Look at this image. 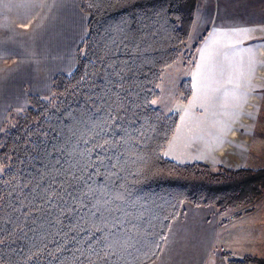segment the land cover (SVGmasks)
Instances as JSON below:
<instances>
[{"label": "trees", "instance_id": "trees-1", "mask_svg": "<svg viewBox=\"0 0 264 264\" xmlns=\"http://www.w3.org/2000/svg\"><path fill=\"white\" fill-rule=\"evenodd\" d=\"M79 7L88 22L76 67L54 78L52 98L31 96L0 134V264H150L185 204L224 214L264 192V169L213 170L165 155L180 113L153 102L189 38L197 0ZM180 90L188 102L192 81Z\"/></svg>", "mask_w": 264, "mask_h": 264}, {"label": "crops", "instance_id": "crops-1", "mask_svg": "<svg viewBox=\"0 0 264 264\" xmlns=\"http://www.w3.org/2000/svg\"><path fill=\"white\" fill-rule=\"evenodd\" d=\"M70 8L73 12L78 10L80 17L71 25H67L65 19L71 18ZM77 20L81 23V27L77 29V36L69 41L68 30L74 27ZM87 22L88 16L80 9L79 0H0V117L2 120L11 109L26 105L31 96L51 93L53 80L58 74L70 73L74 70L76 64H73V68L67 72H52V57L49 56L48 51L54 43L53 35L57 34L55 37L62 38L64 33L68 39L65 44L69 42L70 48L76 45L77 49L86 35ZM75 31L76 28L72 30L71 35L74 36ZM195 35L198 37V42L200 40L202 42L198 50V57L201 59L191 63L192 99L205 94L206 117H209V114L214 117L230 115L232 109L225 107L223 102L236 105V115L240 116L242 110L246 109V101L257 100L255 124L248 128L240 127L239 132L251 131L256 135L257 133L262 135L263 128L260 126L262 114L264 116V0H197L190 38ZM219 51H226L224 58L202 59L213 55L219 57ZM16 65L19 69L15 70L14 74L18 78V84L15 78L7 82V70ZM21 67L29 72L23 81L20 77ZM12 85H17L15 90L11 89ZM182 117L183 115L181 120ZM207 120L206 123L202 121L192 123L186 130L190 133L192 143L212 149L211 158L219 160L218 165L234 169H264L261 163L264 141L260 134L252 149L248 147L242 152L234 149L235 144L227 142L230 140L227 133L231 130L226 131V128H223L226 126L225 121L216 123L217 120H214L211 123ZM213 126L219 131L216 135H213ZM202 138H206L207 141H203ZM224 141L227 142L225 145L233 146L230 151L226 149L219 157L218 150L223 146ZM246 153L252 156L246 158ZM193 161H201L212 166L210 160L206 158L199 157ZM188 206L185 205L183 214L171 224L160 256L150 264H228L227 258L222 256L223 248L218 247L219 240L225 239V236L227 240L225 242L230 244L233 236L242 240L243 244L241 243L237 248L249 251L245 252L247 253L245 255L252 254L264 259V204L259 208L257 206L252 213L235 219L238 223L232 220L227 224L226 226L231 225V229L225 231L223 237L215 232L214 215L211 211L213 207H192L197 211L187 219L184 215ZM198 211L200 213H197ZM252 217L253 220L250 219ZM245 218L254 221L251 222L252 225H247L249 221H245ZM198 223L204 228L202 231L196 230ZM236 224H239V230L233 228ZM171 230H173L172 249L170 242L168 243ZM229 232H232L230 239ZM234 253L235 250L232 254L237 257ZM170 255H174V258L168 263Z\"/></svg>", "mask_w": 264, "mask_h": 264}, {"label": "rangeland", "instance_id": "rangeland-1", "mask_svg": "<svg viewBox=\"0 0 264 264\" xmlns=\"http://www.w3.org/2000/svg\"><path fill=\"white\" fill-rule=\"evenodd\" d=\"M69 15L71 18L69 19H65V24L67 25H71V23H73L74 20H76V18L80 17L79 15V11L78 10H73L70 8L69 11ZM81 27V23L77 20L74 23V27L70 28L68 30L69 33V41L73 38L77 36V29ZM75 31L74 36L71 35L72 34V30ZM58 30L55 28V32H57ZM67 33V31H65ZM191 34V32H190ZM55 35L57 36V34L53 35V45L51 46L50 50L48 51L50 53V57H52V72H59V71H69L71 70V68H73V64H76L77 62V51L78 48L76 49V45H74L73 47L71 46L70 48V44L68 42V44H65L67 42V37H65V33L64 39H62L61 37H55ZM64 40V41H63ZM82 42V41H81ZM80 42V43H81ZM202 41L200 40L198 42V37L197 35L195 36H191L189 35L188 40L183 44L182 49H181V54L179 59L171 66H169L168 68L165 69L164 73H163V77H162V81L159 85V90L161 92V96L159 99H156L153 104L160 107L166 114H170L172 112H179L180 113V121L179 124L177 126V129H179V131H175L171 141L169 142L166 150H165V155L170 158L171 160L178 162V163H193V162H201V161H193L196 158H206L207 160L209 159L211 162L210 166L213 170H218L219 167H222L223 165H218L219 164V160H214V157L211 158L212 155V149H208V147H201V146H197V144L194 142H191L190 139V133L186 132V130L189 128L190 124L192 123H197L198 121H202L206 123V120L212 123L214 122V120H217L216 123H222L223 121H225L224 125H228V122L230 123L227 127L223 126V128H226V131L231 130L227 133V135H229V143L235 144L236 146H234V149H238L240 151H245V149H247L248 147L252 149L253 145L256 143L257 141V137L259 136L260 133H252L251 131H246V132H239L240 127H245L248 128V126L254 125L255 124V117H256V112H255V103L257 104L258 101L257 100H248L246 101V109L242 110V115L237 116L236 115V105H229L225 102L224 105L227 108H231V114L230 115H220V116H213L212 114H209V117H206V108H207V103H206V99H205V94L203 93L199 98H195L192 99L193 97V93L191 98L188 100V102H184L182 100V93L180 90V85L182 83L183 80H187L190 79L192 81V90H193V80L191 79V73H193V68L191 63H193V61H195L196 59H201L199 58V45ZM64 44V45H62ZM80 45V44H79ZM196 47V49H195ZM54 50V52H53ZM218 50V49H217ZM220 55L219 57H217L216 55L213 56H205L202 59H222L224 58V54L226 53V51H219ZM53 53V54H52ZM19 66L16 65L14 68L7 70L6 75H7V82H10L11 79L15 78V82L18 84V78L17 76H15L14 72H16L15 70H18ZM29 72L24 71L23 67H21V80L23 81V79L25 77H27ZM17 85H12L11 89L15 90V87ZM45 88V87H44ZM50 90V89H49ZM53 93H52V88H51V93H48L46 95H40V97H43L45 99H50L52 98ZM30 106V99L26 102V105L21 106V107H16L11 109L7 115L5 116L4 120H2V118L0 117V134L5 130V125L6 123L9 121L10 119V115L12 113L16 114L17 112H21L24 109H26L27 107ZM1 112V110H0ZM245 114V115H244ZM181 115H183L182 120H181ZM241 121L240 123L237 121ZM261 126L263 128V132H262V140L264 141V116L262 114L261 116ZM253 127V126H252ZM248 130V129H247ZM217 132H219L216 129V126H213V135H216ZM256 135V139H255V135ZM203 141H207L206 138H202ZM226 141L223 142V146L221 148H219V157H221V155H223V153L225 152L226 149H228L229 151L232 149L231 146L233 145H225L227 143ZM263 144V143H262ZM252 151V150H251ZM248 153V152H247ZM246 153V158L251 157V154H247ZM212 155V156H211ZM180 161H179V160ZM219 159V158H217ZM261 163L263 164L262 166L264 167V150H263V154H262V158H261ZM226 167V166H224ZM229 168V167H227ZM264 204V192L263 195L260 199H258L257 202H255L252 206H243V207H239L236 209H230L228 210L226 213L221 214L218 212V210L216 209V207L211 208V211H213V221H214V229L215 232L217 231V235L223 237L222 235L224 234V232L229 231L231 229V225L230 226H226L227 224H229L230 222H232V220H235L237 218H239L240 216H236V214L238 213H242L241 216L245 215V214H250L252 213L258 206H262ZM185 205H189V204H185ZM185 207V206H184ZM188 210L185 212V217L187 219H190L192 213H194L195 211H197L195 208H192L191 205L188 206ZM253 207L252 212L249 213H244L248 208ZM197 213H200L199 211ZM251 220H253L254 218H250ZM249 221L248 223H246L247 225L251 224V220H248L245 218V221ZM234 223H238L236 220ZM239 224H236V226H233V228H236L235 230H239L240 227L238 226ZM201 227V228H200ZM204 228L201 226L200 223H198L196 225V230L202 231ZM252 231V229H250ZM232 232L228 233V237L229 239L232 238ZM238 234V233H237ZM252 238V237H251ZM226 240V236L225 239L223 240H219V246L220 249L223 248V251H227V252H234L237 254V258H240L239 256H242L247 254L245 252H249L241 249H238L237 247L241 246L242 240H239L238 237L236 239V237L233 236L232 238V244L225 242ZM170 242V249H172L173 247V230H171V234L170 237L168 239V243ZM253 241L251 240L250 243H252ZM243 244V243H242ZM251 245V244H250ZM249 245V246H250ZM252 246V245H251ZM219 249V248H218ZM237 249V250H236ZM229 250H232L229 251ZM222 251V252H223ZM234 253V254H235ZM250 255V254H248ZM252 255V254H251ZM223 256V255H222ZM254 256V255H252ZM224 257V256H223ZM174 258V255H170V259L169 262H171V260ZM261 258V257H260ZM263 259V258H262Z\"/></svg>", "mask_w": 264, "mask_h": 264}, {"label": "snow or ice", "instance_id": "snow-or-ice-1", "mask_svg": "<svg viewBox=\"0 0 264 264\" xmlns=\"http://www.w3.org/2000/svg\"><path fill=\"white\" fill-rule=\"evenodd\" d=\"M107 143V142H106ZM97 147H100V148H104V145H97ZM103 159H101V155H98L97 156V163L98 164H103ZM75 178V177H74ZM82 178V177H81ZM89 191H91V189H89ZM85 195H88V193H85ZM81 205L83 206V207H87V205H84L83 204V202L81 201ZM98 243L100 242V241H97Z\"/></svg>", "mask_w": 264, "mask_h": 264}]
</instances>
